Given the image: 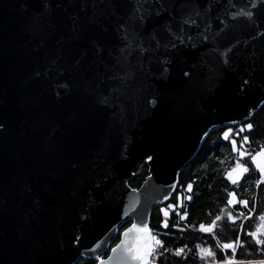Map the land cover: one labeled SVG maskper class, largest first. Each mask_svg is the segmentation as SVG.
Returning <instances> with one entry per match:
<instances>
[{
  "label": "water",
  "instance_id": "obj_1",
  "mask_svg": "<svg viewBox=\"0 0 264 264\" xmlns=\"http://www.w3.org/2000/svg\"><path fill=\"white\" fill-rule=\"evenodd\" d=\"M134 6L49 0L45 10L41 0H0V264H76L97 255L107 262L134 221L149 230L204 133L248 120L247 110L264 100V0H211L210 40L176 54L166 79L157 78L150 52L130 49L121 59L116 27ZM242 8L254 16L231 15ZM93 14L98 24L90 23ZM166 22L154 17L144 32ZM93 39L102 56L89 50ZM236 41L224 66L219 52ZM248 75L252 86L242 92L237 86ZM104 96L108 105L99 103ZM141 163L148 176L133 193L128 182Z\"/></svg>",
  "mask_w": 264,
  "mask_h": 264
},
{
  "label": "snow or ice",
  "instance_id": "obj_2",
  "mask_svg": "<svg viewBox=\"0 0 264 264\" xmlns=\"http://www.w3.org/2000/svg\"><path fill=\"white\" fill-rule=\"evenodd\" d=\"M77 2L85 4L87 0H77ZM93 7H95L96 0H92ZM43 8L46 10L49 6V0H41ZM172 0H135V6L131 9L130 13L120 22L116 27L119 40L123 43V47L120 49L121 59H124V54H131L130 49H138L141 54L150 52L152 55L149 57L150 62L155 61V67L159 73L158 79H166L167 74L170 72L171 65L173 64V57L179 54L184 48L191 47L196 49L201 46L203 42L210 40L211 29L213 27L212 21L209 18V12L211 10V0H203L202 7L196 5L201 3V0H176V4L180 5L179 10L176 9L175 5L170 9L169 5ZM59 7V4H55ZM42 15V14H41ZM167 17L166 23L156 24L151 32H144L145 25L152 20L154 17ZM231 15H243L246 17H253L254 12L246 9H241L239 13H231ZM71 20V33L73 38H77L81 28L79 15L70 16ZM90 23L98 24L99 21L95 14L90 20ZM222 24L223 21L221 20ZM203 27V31H201ZM102 31L107 32V28H103ZM195 32V35L191 34ZM259 35V33H257ZM215 36H221V31H217ZM215 39V37H213ZM147 43L148 47H145ZM240 42L236 41V44L227 43L224 51L219 52L218 48H214L213 51L219 52V58L222 60L224 66H230L233 58L236 56V45ZM244 43H247L245 41ZM89 50L93 52L95 56H102L104 52V46L98 39L89 41ZM162 50V51H161ZM111 55V53H109ZM143 67V65H141ZM254 71V70H253ZM183 76L190 78L191 71H183ZM39 75V73H37ZM252 75H248L247 78L241 80L238 84L240 91H247L252 86ZM109 97L104 96L99 100V103L108 105ZM156 100H148L147 103L150 105L156 104ZM264 106V100H260L259 105L253 106L247 110V118H251L256 110V107ZM230 125L236 126L235 120L228 122ZM254 125L251 122H243L238 127H226L221 133L220 139L228 141L231 146V153L235 155V159L231 162V166L228 167L224 173V178L232 185H238L243 182L247 174H249L254 168L259 175V178L254 181L257 188L261 184H264V145H261L258 150L249 152L247 145L251 143L249 135H245L246 131L250 132L253 130ZM6 130L5 122L0 119V131ZM208 133H204V137H207ZM230 136L232 137L230 139ZM204 137H201L202 139ZM245 158L250 160V164L244 162ZM142 159L145 162H151L153 160L152 155L145 154ZM224 163L223 160L220 161ZM79 165L73 163L72 168H77ZM108 174H103V179L108 180ZM127 183V181L125 182ZM97 188L100 187L98 183ZM175 187V185H173ZM193 188L192 182L190 181L185 186L186 192H191ZM133 193L137 192V189L132 188ZM228 199L225 201L226 207H232L234 205L243 206L248 209L249 201L247 199H237V193L235 191L227 192ZM91 199V197H89ZM169 197L165 196L164 200H168ZM184 199L191 200V196H184L180 193L176 194L175 202L168 203L166 208L161 207L160 212L164 217L169 216L168 209L175 210L182 208V201ZM255 202H253L252 209H248L247 215L243 211L239 212L238 215L234 216L231 212L227 213V220L230 224H235L239 217H244L245 220L255 215L253 209L255 208ZM85 213L91 211V205L82 209ZM225 208L220 209L224 212ZM180 220L183 221L187 217V212L178 213ZM85 219V217H81ZM257 219L261 222L257 224L255 230L246 231L241 225V229L237 232L236 238L227 242H220L214 234V228L218 221L222 220L220 215L214 217V219L205 224L201 222L197 227L202 233H211L213 238L217 239V247L222 252L224 250H231L232 255L228 256L225 253L224 259L216 260L215 252L210 248L201 247L200 244L195 245L196 255H198L204 264H208V258H212V264H264V259L261 260H237L236 253L238 247H244V241L241 239V235H246L252 238L255 244L257 252H264V213H260ZM179 222L173 223L171 227L177 228ZM161 226L167 228L169 226L167 220L161 221ZM183 231V229H180ZM123 236L128 237L125 241L121 239L114 248H112V255L108 256L107 262H105L100 255L95 256V260L98 264H150V258L158 255V249H163L167 252V248L164 247L162 240L158 239L155 235L149 233L147 224L145 222H133L131 227L124 230ZM80 237L76 236L71 241L72 244H77ZM184 247H176L174 249V255L177 257L184 256ZM191 251V250H189ZM82 255V254H81Z\"/></svg>",
  "mask_w": 264,
  "mask_h": 264
},
{
  "label": "trees",
  "instance_id": "obj_3",
  "mask_svg": "<svg viewBox=\"0 0 264 264\" xmlns=\"http://www.w3.org/2000/svg\"><path fill=\"white\" fill-rule=\"evenodd\" d=\"M244 122H251L254 125L253 130L244 133L249 135L251 141L247 145V150L254 152L261 145H264V106H261L251 118ZM239 124L230 127H238ZM224 130L225 128L216 129L208 134L195 156L180 171L178 184L170 198L152 212L149 220V230L152 235L162 240L167 252H164L163 249H158V255L152 257L151 264H204V260L196 255V244L210 248L215 252L216 260L224 259L225 253L231 256V250L222 252L217 247V239L213 238V234L202 233L197 227L201 222L210 223L217 215H220L222 220L217 222L214 234L221 243L234 240L242 224L246 232L255 230L256 225L261 223L257 216L260 213H264V184H261L259 188L255 186L254 181L259 178L256 170L253 168L243 182L238 185H232L223 176L224 171L231 166V162L235 159V155L231 153V146L228 141L220 139ZM221 160L224 161L223 164L220 163ZM244 162L250 164L248 158H245ZM147 176L148 167L145 163H141L133 172L128 185L131 188L139 189ZM190 181L193 185L192 191L186 192L185 186ZM228 191H235L237 199H247L249 201L248 209H252L253 202H255L256 206L253 209L255 215L247 220L244 217H239L235 224H230L227 220L228 212L236 216L243 211L247 215L248 209L238 204L226 207L225 201L228 199ZM177 193L191 196L192 199H184L182 208L168 209L169 216L164 217L160 212V208H166L168 203H174ZM222 207L225 208L224 212L220 211ZM184 211L187 212V217L181 221L178 213H183ZM162 220H167L169 224L167 228L161 226ZM177 222H179L177 228L171 227L173 223ZM180 229H183V231ZM241 239L244 241V247H238L237 260L264 259V252L256 251L258 246L251 237L242 234ZM117 242L118 239L113 246ZM185 245H187V248L184 250V256H175L174 249ZM106 256L107 254L103 255V257ZM76 264H97V261L95 259L80 258ZM208 264H212V258H208Z\"/></svg>",
  "mask_w": 264,
  "mask_h": 264
},
{
  "label": "built area",
  "instance_id": "obj_4",
  "mask_svg": "<svg viewBox=\"0 0 264 264\" xmlns=\"http://www.w3.org/2000/svg\"><path fill=\"white\" fill-rule=\"evenodd\" d=\"M151 261H152V259H151ZM150 264H151V262H150Z\"/></svg>",
  "mask_w": 264,
  "mask_h": 264
}]
</instances>
